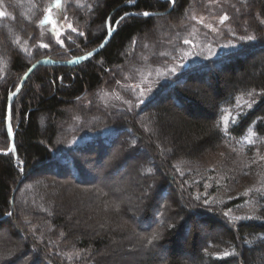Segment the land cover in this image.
Here are the masks:
<instances>
[{
	"label": "trees",
	"instance_id": "16d2710c",
	"mask_svg": "<svg viewBox=\"0 0 264 264\" xmlns=\"http://www.w3.org/2000/svg\"><path fill=\"white\" fill-rule=\"evenodd\" d=\"M59 2L57 36L41 23L57 0H0V264H264V0ZM200 16L228 19L214 32ZM114 26L90 60L30 74L12 104L16 157L6 118L24 74ZM198 40L209 51L139 95ZM244 140L247 168L190 162ZM241 171L258 185L226 190Z\"/></svg>",
	"mask_w": 264,
	"mask_h": 264
},
{
	"label": "rangeland",
	"instance_id": "374dc122",
	"mask_svg": "<svg viewBox=\"0 0 264 264\" xmlns=\"http://www.w3.org/2000/svg\"><path fill=\"white\" fill-rule=\"evenodd\" d=\"M62 12H63V10H62V6H61V2H59L58 5L56 6V9L50 11L48 16L44 19V26L46 27V29L49 30L50 32H53V34H55L57 36L61 35L64 32L65 27L67 26V21H66L67 18L63 17ZM200 18L202 20H204V26H206L208 28V30H213L214 32H217L218 31L217 28L219 26L221 27L223 25L222 23L221 24L219 23V21L221 19H219V20L213 19L214 20V22H213L212 18L207 17V16H200ZM215 20H218L217 21L218 23H215ZM110 28L112 30L115 28V26L113 28L112 27H110ZM211 43H212V41L209 40L207 42L205 40L204 44H203V43H201V41L198 40L197 43H195V44L192 43L190 46L187 45V48L183 49L181 54H179L176 59L172 60L171 62H169L167 64L164 63V64L160 65L161 67H158V70H156L152 75L148 74L146 76V82H145L146 86H143V85L139 86V89H138V90H140L139 95L140 96H143V95L146 96V95H149L150 93H152L154 86H152L151 82H153V81H152V79H148V78L154 77V79H156L159 75V73H158V75H156L157 71L162 72V71L167 70V69L169 70V68L170 69H180L181 67L183 68V67L189 66L191 58L197 56L202 51H209L208 49L211 48L210 47ZM78 57H80V56H78ZM50 59L53 61L63 62L61 60H54L52 58H50ZM80 64H82V63H80ZM109 102H110V100H109ZM245 141L246 140H244L240 143H237V144L227 143V144L220 145L218 148H216V150L210 151L206 156H204L203 158H200V161L193 160L190 162H194V163L198 164V165L195 164V166H196L195 168H197L198 170L200 168L201 172H205V170H206L205 168H207V167L212 168V166L213 167L216 166V169L218 168L217 172L220 173L221 175H225L226 171H228V169H231V168H236L239 170H240V168H242V169L247 168V163H248L247 161L249 159V156H248L247 146L243 145V144H247L248 141L247 142H245ZM16 152H17V148H16ZM17 154H18V152H17ZM254 156L256 158H264V149L263 150H257L255 152ZM180 158H182L183 160L185 159V158H183V156L179 157V159ZM188 160H190V159H188ZM201 163H202V165H201ZM243 173H244V171L237 173L236 176L238 178V181H236V182L234 181L230 185V187L226 190H228V191L236 190L235 192L237 193L240 190L242 191L244 189L250 190V189H252L258 185L259 180L261 178L260 173L255 174V175L253 173H250V175L249 174L244 175ZM41 175H44V174H41ZM45 175H47V174L45 173ZM129 181L132 182L133 180L132 181L129 180ZM113 182H116V181H113ZM62 183H64V182H62ZM118 192L124 200H126L129 197L128 194L123 190H119ZM6 235H8V234H6ZM5 238H8V237L6 236Z\"/></svg>",
	"mask_w": 264,
	"mask_h": 264
},
{
	"label": "water",
	"instance_id": "95a60500",
	"mask_svg": "<svg viewBox=\"0 0 264 264\" xmlns=\"http://www.w3.org/2000/svg\"><path fill=\"white\" fill-rule=\"evenodd\" d=\"M117 26V25H116ZM116 26L114 29H112L107 38L104 40V42L98 46L97 48H95L94 50L88 52V53H92V55L89 57L88 53L84 54L80 57H76L72 60L69 61H63V62H58V61H53L51 59H41L37 62H35L28 70L27 72L24 74L19 86L17 87L16 91L14 92L15 95H13V93L10 95V100H9V104H8V112H7V118H6V126H7V130L9 132V124L11 125V132H9L10 136H11V150L14 151L15 156L18 157V154L16 152V142H15V133L13 131V127H12V104L15 101L16 97L19 95V93L22 91L23 87L25 86L28 77L30 76V74L37 69L39 66L41 65H69V66H76L79 65L80 63H83L89 59H91L92 57L96 56L98 53H100V51L107 46V44L110 42V40L112 39L113 35L115 34L116 31ZM81 57H86V59H80ZM31 69V70H30ZM10 116V119H9Z\"/></svg>",
	"mask_w": 264,
	"mask_h": 264
},
{
	"label": "snow or ice",
	"instance_id": "6c2138e0",
	"mask_svg": "<svg viewBox=\"0 0 264 264\" xmlns=\"http://www.w3.org/2000/svg\"><path fill=\"white\" fill-rule=\"evenodd\" d=\"M59 3V0H57V4ZM172 3L173 4H175V0H172ZM51 11V9H49V12ZM125 15H127V14H125ZM143 15L144 16H150V13H148V12H144L143 13ZM2 16H4V13L3 12H0V17H2ZM124 19V17H121L120 18V20L122 21ZM228 19V17L227 16H223V17H221V23H223L224 21H226ZM41 23H44V21H41ZM108 23L109 24H111L112 23V21H111V18L109 19V21H108ZM117 25L120 23V21H116L115 22ZM69 27H71V25H69ZM109 32L111 31V28L109 27ZM73 31H75V29H73ZM78 35H83V33H78ZM256 37H254V36H248L247 37V39H249V40H253V39H255ZM188 41H186V43H187ZM60 43H63V41H60ZM43 47H48V45H43ZM92 55V53H88V56L90 57ZM80 59H86V57H81ZM31 70V69H30ZM13 95H15V93H13ZM9 119H10V116H9ZM9 132H11V125L9 124ZM9 215H11L10 213H9ZM157 238V236L156 235H153V237L148 241L149 243H151L152 242V240H154V239H156ZM225 255H228V253H225Z\"/></svg>",
	"mask_w": 264,
	"mask_h": 264
},
{
	"label": "bare ground",
	"instance_id": "6f19581e",
	"mask_svg": "<svg viewBox=\"0 0 264 264\" xmlns=\"http://www.w3.org/2000/svg\"><path fill=\"white\" fill-rule=\"evenodd\" d=\"M6 217V216H5ZM5 217L4 218H2V219H5Z\"/></svg>",
	"mask_w": 264,
	"mask_h": 264
}]
</instances>
